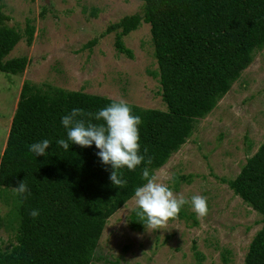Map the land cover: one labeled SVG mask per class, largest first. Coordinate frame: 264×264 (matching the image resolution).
I'll return each mask as SVG.
<instances>
[{
	"label": "trees",
	"instance_id": "16d2710c",
	"mask_svg": "<svg viewBox=\"0 0 264 264\" xmlns=\"http://www.w3.org/2000/svg\"><path fill=\"white\" fill-rule=\"evenodd\" d=\"M141 1V12L110 23L82 48L90 49L99 37L116 32L117 52L133 58L123 37L142 23L149 25L157 63V71L150 74L158 77L165 109L128 103L142 121L138 127L143 162L134 171L121 169L127 183L116 187L109 178L112 168L101 162L94 143L81 147L69 142L67 151L57 144L67 139L61 124L64 115L80 108L92 114L83 117L86 124H100L103 121L95 114L114 99L59 87L42 90L23 82L0 154V190L18 187L23 180L28 192L14 195V243L0 248V264H92L107 219L147 182L143 170L148 169L151 177L167 162L264 48V0ZM8 21L0 2V71L15 75L24 70L27 59L7 58L23 37ZM33 32L34 27L27 25V43ZM44 139L50 141L46 155L35 156L30 145ZM191 178L174 175L172 188L177 189L178 180ZM221 181L261 216L244 264H264V140L232 179ZM33 209L39 210L36 218L29 214ZM138 212L135 208L129 216L136 230L146 225ZM187 216L182 207L179 218Z\"/></svg>",
	"mask_w": 264,
	"mask_h": 264
},
{
	"label": "rangeland",
	"instance_id": "374dc122",
	"mask_svg": "<svg viewBox=\"0 0 264 264\" xmlns=\"http://www.w3.org/2000/svg\"><path fill=\"white\" fill-rule=\"evenodd\" d=\"M9 26L22 34L7 58L25 56L18 74L0 71V154L23 82L46 90L59 87L104 95L143 108L165 109L150 42L149 25L123 37L133 58L118 53L116 32L85 43L124 15L141 12V0H1ZM94 11L95 15H91ZM34 27L27 43L25 29ZM264 140V48L256 52L214 109L197 121L188 140L153 175L176 194H184L188 216L170 220L167 228L133 229L129 216L134 196L105 222L92 264H244V256L261 216L234 195L221 179H232ZM192 175L190 182L174 175ZM207 199L208 212L198 218L191 196ZM13 189L0 190V248L11 247L17 222ZM193 214V218L191 216ZM11 223L9 224V221ZM195 219V224H194Z\"/></svg>",
	"mask_w": 264,
	"mask_h": 264
},
{
	"label": "clouds",
	"instance_id": "9594fccd",
	"mask_svg": "<svg viewBox=\"0 0 264 264\" xmlns=\"http://www.w3.org/2000/svg\"><path fill=\"white\" fill-rule=\"evenodd\" d=\"M86 115L92 114L85 113L80 108H74L64 115L61 124L66 129L67 139H60L57 144L67 151L69 142L81 147H90L94 143L99 150L97 155L101 162L112 168L109 177L112 184L124 187L127 181L121 178L123 173L120 170L126 168L134 171L144 160V156L140 154L139 143L138 126L142 123L141 118L132 114L130 106L123 99L113 101L95 114V119L103 123L86 124L83 119ZM49 147L50 141L44 139L30 145L29 150L35 153V156H45ZM144 151L147 152V149ZM142 175L147 182L134 193L135 207L139 209L137 214L145 218L149 229L167 228L170 220L178 219L181 208L189 203V200L184 194H176L168 187L164 181L170 177L164 174L150 177L146 168ZM13 192L23 197L28 192L27 185L22 180L18 187L13 188ZM190 202L198 218L202 219L207 215L206 197L193 195ZM29 214L36 218L39 216V210L33 209Z\"/></svg>",
	"mask_w": 264,
	"mask_h": 264
}]
</instances>
